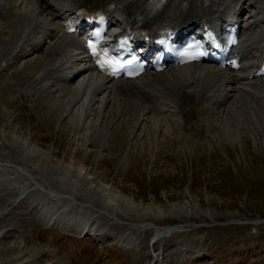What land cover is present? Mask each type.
<instances>
[{
	"label": "rangeland",
	"instance_id": "obj_1",
	"mask_svg": "<svg viewBox=\"0 0 264 264\" xmlns=\"http://www.w3.org/2000/svg\"><path fill=\"white\" fill-rule=\"evenodd\" d=\"M36 59L28 56L8 76L0 74V113L14 116L17 133L63 164L85 163L104 188L120 191L143 209L170 213L174 206L187 205L189 218L158 220L148 215L160 228L180 227L153 245L157 233L150 224L139 230L133 228L141 222L139 217L130 221L116 212L114 219L102 212L93 220L95 236L79 237L47 229L41 209L27 197L1 217L0 230L5 232L0 250H15L21 264H154L153 254L161 253L155 264H264V94L258 90L259 97L248 96L255 85H231L229 90H237L221 105L215 98L205 104L207 115L190 126L170 112L162 117L160 112H142L137 117L130 111L110 114L103 121L94 117L98 135H83L68 113H55L50 95L22 84L11 97L4 93L6 86H13L11 73ZM51 89L56 96L66 95L57 86ZM15 196L13 190H3L0 207ZM128 241L133 242L132 250H122Z\"/></svg>",
	"mask_w": 264,
	"mask_h": 264
},
{
	"label": "bare ground",
	"instance_id": "obj_2",
	"mask_svg": "<svg viewBox=\"0 0 264 264\" xmlns=\"http://www.w3.org/2000/svg\"><path fill=\"white\" fill-rule=\"evenodd\" d=\"M87 1L89 0H0V74L2 78L8 76L16 62L23 60L28 54L37 53L38 55L33 63L22 64L20 69L11 73L10 80L13 86L8 83L9 86H6L4 93L11 97L22 84L33 92L50 95L52 100L50 99L49 103L59 117L68 113L67 115L76 130L80 129V133L83 132V135L94 131V134L92 132L91 134L97 136L100 129L96 123H93L94 117L98 120L102 118L103 121L110 114L118 115L120 112L122 116L123 113L129 114L130 111L137 117L142 115V112H154L155 114L160 112L161 115L158 113V116L162 117L161 110L175 105L177 111L174 110L173 116L178 113L188 125L202 114L207 115L205 111L206 105L211 102L210 93L215 95L216 105H221L233 93L230 90L235 89L232 87L229 90L228 87L238 85L239 82L242 87L243 79L237 76L238 74L229 75L226 71L216 67L197 64L173 68L162 74H149L136 81H110L97 74L94 68H89L84 52L81 51L83 48L79 44L80 40H71L73 35L65 34L60 42L53 45L40 39V36L46 32L61 30V24L57 28H51L55 19H62L60 10L63 11V15H72L76 8ZM202 1L169 0L165 13L159 17L161 19L156 22V25H161L163 21L173 20L175 16L188 18V20H192L190 22L206 18L209 15L202 16L205 13ZM242 1H213L208 11L213 17L215 15L217 18L218 15L220 18L222 15L219 14V9L224 12L233 10L240 4L243 5ZM249 1L254 3L255 9H260L261 14V18L258 15L257 20L253 18L252 24L249 26L251 32H246L248 35L245 47L250 50L248 60L255 61L256 49L260 47L264 39L262 36L264 32V20H262L264 0ZM109 2L115 6L114 14L131 22L132 18L147 6L149 0H109ZM199 2H201L200 5H198ZM57 6L61 9H54ZM45 15L46 17H44ZM253 25L256 26V29ZM30 46L33 47V50L28 53L27 50ZM5 69L7 72L2 74ZM46 71L50 76L57 75L65 78L64 81L56 80L61 85L59 88L61 92H66L65 96L54 95L57 92H54L53 89L48 91L51 86H55L53 84L56 82L49 80ZM69 77H72L74 81L79 78L81 80L68 84ZM252 84L255 86L252 88L253 92L249 95L246 93L248 96L257 97L256 91L258 90L261 95L264 94V79ZM133 88L135 90H131ZM238 89L240 88L238 87ZM241 89L240 91L243 90ZM221 95L223 97H220ZM43 97L46 99L47 96ZM169 112L171 113V111ZM153 116L152 118H154ZM144 119H142L143 122ZM154 121L156 122V120ZM13 124V115L0 113V171H4V178H0V194L5 189L13 190L17 194L15 198L0 207V217L5 214L10 205L17 202L18 198L26 196V198H31L34 204H37L36 208L41 209L42 222L47 229H59L79 237H82L85 232L95 236L93 220L102 212L105 213V216L114 219L118 218L116 212L122 213L127 219L129 217L130 221H133L130 217H139L142 219L141 222L132 223L133 228L146 230L150 224V228L154 227L153 230L159 237L164 233L169 234L168 229L173 226L160 228L148 221V215H153V218L158 220L172 216L189 218V213L185 211L187 205L174 206L170 213L152 207L143 209L144 206L129 201L120 191L117 192L114 188H104L102 179L97 175L93 177L85 163H80L77 167L72 162L63 164L60 160H55L50 152L44 150L32 139L21 137L17 133V127ZM86 206H89L91 210L86 209ZM128 211L132 213L128 214ZM132 246L133 242L128 241L121 246V249L129 251L132 250ZM14 251L1 249L0 264H5V262L19 264L16 262L18 261L15 257L17 253ZM10 258L11 260H9Z\"/></svg>",
	"mask_w": 264,
	"mask_h": 264
},
{
	"label": "snow or ice",
	"instance_id": "obj_3",
	"mask_svg": "<svg viewBox=\"0 0 264 264\" xmlns=\"http://www.w3.org/2000/svg\"><path fill=\"white\" fill-rule=\"evenodd\" d=\"M91 47L93 48V51H94V54H95V46L92 45ZM100 64H101L102 67L104 66V64H108V65L111 66V65L115 64V61H102V62H100Z\"/></svg>",
	"mask_w": 264,
	"mask_h": 264
},
{
	"label": "water",
	"instance_id": "obj_4",
	"mask_svg": "<svg viewBox=\"0 0 264 264\" xmlns=\"http://www.w3.org/2000/svg\"><path fill=\"white\" fill-rule=\"evenodd\" d=\"M179 228H180L179 225H175V226L169 228V229H168V232H170V233H171V232H174V231H176V230H179Z\"/></svg>",
	"mask_w": 264,
	"mask_h": 264
}]
</instances>
